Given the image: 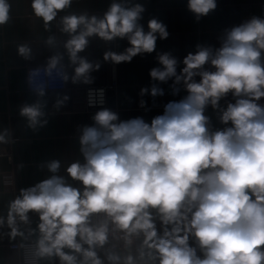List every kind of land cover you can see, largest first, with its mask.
Segmentation results:
<instances>
[{"label":"clouds","instance_id":"9594fccd","mask_svg":"<svg viewBox=\"0 0 264 264\" xmlns=\"http://www.w3.org/2000/svg\"><path fill=\"white\" fill-rule=\"evenodd\" d=\"M70 4L71 0H31L34 15L46 28ZM10 7L8 0H0V25L8 22ZM188 8L199 19L216 3L188 0ZM143 11L141 5L124 8L113 3L100 20L63 17V31L70 35L64 46L73 63L79 59L76 77L90 82L86 73L92 65L78 53L93 35L104 40L127 37L131 45L122 54L106 52L105 60L130 62L137 54L152 53L156 34L164 39L168 32L152 19L145 33L137 24ZM262 50L264 20L254 17L228 32L214 52L201 48L188 54L180 76L177 61L167 53L160 55L163 68H153L151 78L163 82L176 77L179 82L183 77L188 95L167 104L164 114L150 124L140 117L120 120L108 109L96 112L94 124L83 127L79 137L85 163L72 162L65 170L80 186L56 174L59 161L49 162L53 175L20 190L11 202L9 223L13 213L25 221L29 212L37 213L39 255H56L63 264H78L77 256L65 248L80 254L79 264H105V260L137 264V259H144L143 251L138 257L109 251L102 258L97 249L105 248L114 231L123 234L126 246L132 235L142 232L143 244L155 251L150 258L159 264H264V106L257 103L264 98ZM29 52L25 46L19 48L22 56ZM57 62L58 57H52L49 68ZM208 63L215 71H201ZM196 75L199 82L193 79ZM148 91L141 89V94ZM229 92L239 99L227 105L220 121L231 126L210 131L205 107L216 108ZM158 94L162 90L153 86L151 95ZM21 115L35 124L41 113L25 106ZM150 208L158 209L166 224L184 222L183 235L176 227L157 237ZM94 216L100 217L97 223ZM190 235L203 258L189 246Z\"/></svg>","mask_w":264,"mask_h":264},{"label":"crops","instance_id":"0c3cea01","mask_svg":"<svg viewBox=\"0 0 264 264\" xmlns=\"http://www.w3.org/2000/svg\"><path fill=\"white\" fill-rule=\"evenodd\" d=\"M8 3L11 6L10 18L6 24L0 25V264H21L20 255L11 251L9 245L38 243L40 221L35 212H29L26 221L13 213L14 219L10 224L11 202L20 195L21 189L34 186L53 175L47 167L53 160L60 162L57 175L64 176L74 186H80L78 181L67 177L65 170L72 162L85 163L79 137L83 127L94 124L93 117L98 112L88 113L85 110V91L108 87L116 79L119 87L111 97V111L117 113L120 120L140 117L150 124L153 118L164 114L167 104L179 102L188 95L183 77L179 82L176 77L163 82L151 78L153 68H163L158 57L167 53L174 58L177 61L176 74L180 76L188 54H196L201 48L211 52L218 49L214 39L216 33L232 30L254 17L261 19L260 5L264 0H215L216 8L199 19L189 10L188 0H71L70 6L59 11L47 28L43 20L34 15L31 0H8ZM113 3L124 8L141 5L144 11L137 21L138 26L147 33L148 22L156 19L166 27L168 36L161 39L157 33L152 53H140L130 62L120 63L105 60L104 55L106 52L125 53L131 46L127 37L112 40H104L98 35L88 37L87 46L78 53V58L92 65L86 73L90 82L86 83L84 76L76 77L75 68L79 66V59L73 63L64 46L70 35L63 31V17L95 16L100 20ZM21 46L30 50L27 57L20 55ZM54 56L58 57L56 66L67 65L69 68L68 88L65 91L31 92L28 69L49 65ZM193 79L199 82L201 77L196 75ZM153 86L161 89L163 94L152 96ZM144 88L149 91L142 95L141 89ZM237 99L239 97L229 92L219 100L216 108L211 104L205 107L204 115L209 118L210 131L231 126L230 122L229 125L222 124L220 116L227 105L234 104ZM260 105L264 106V103ZM25 106H34L41 113L35 124L21 115ZM7 174H11L13 179L9 187L3 180ZM148 211L157 237H162L165 231L171 233L176 227L181 228L179 234L183 235L184 222L166 224L158 209L150 208ZM135 237L136 241L123 256L132 254L138 257L143 251L144 259H137V264H159L158 259L150 258L149 254L155 255V251L143 244L144 234L141 232ZM188 243L203 258L195 237L190 235ZM64 251L76 255L79 264L82 259L80 254L67 248ZM40 264L63 262L56 255H40ZM105 264H108L106 260Z\"/></svg>","mask_w":264,"mask_h":264},{"label":"built area","instance_id":"2783aa9c","mask_svg":"<svg viewBox=\"0 0 264 264\" xmlns=\"http://www.w3.org/2000/svg\"><path fill=\"white\" fill-rule=\"evenodd\" d=\"M260 18L264 20V3L260 5ZM249 21H246L247 23ZM244 23V24H245ZM231 30L218 32L214 35V39L218 46L221 47L222 42L226 39L227 33ZM261 65L264 67V50L261 51ZM68 66L59 65L55 68H49V65H42L38 67H31L28 69V86L31 92H46V91H65L68 88ZM215 71V68L210 64H205L201 71ZM66 77V78H65ZM118 82L113 79L108 87L90 88L84 93L85 110L88 113L100 111L102 109L110 108V100L117 89ZM258 104L264 103V98L257 101ZM4 184L9 187L13 184L11 174L4 175ZM100 217H93V223H97ZM123 234L114 231L110 233L108 244L104 249H97L101 256H105L106 252L114 251L123 257L134 242L136 241L135 235L130 237L131 243L126 246L125 240L122 238ZM11 251L17 252L21 258V264H40V255L38 253V243H13L9 245Z\"/></svg>","mask_w":264,"mask_h":264},{"label":"water","instance_id":"95a60500","mask_svg":"<svg viewBox=\"0 0 264 264\" xmlns=\"http://www.w3.org/2000/svg\"><path fill=\"white\" fill-rule=\"evenodd\" d=\"M114 92H111V94H113Z\"/></svg>","mask_w":264,"mask_h":264}]
</instances>
